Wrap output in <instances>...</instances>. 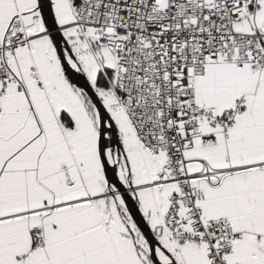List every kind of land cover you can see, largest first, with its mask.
Returning <instances> with one entry per match:
<instances>
[{
	"label": "snow or ice",
	"instance_id": "obj_1",
	"mask_svg": "<svg viewBox=\"0 0 264 264\" xmlns=\"http://www.w3.org/2000/svg\"><path fill=\"white\" fill-rule=\"evenodd\" d=\"M0 264H264V0H0Z\"/></svg>",
	"mask_w": 264,
	"mask_h": 264
}]
</instances>
